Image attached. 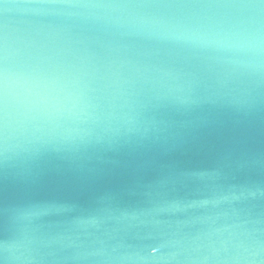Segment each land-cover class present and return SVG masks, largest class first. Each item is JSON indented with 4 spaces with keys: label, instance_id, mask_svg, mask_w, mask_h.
Returning a JSON list of instances; mask_svg holds the SVG:
<instances>
[{
    "label": "water",
    "instance_id": "1",
    "mask_svg": "<svg viewBox=\"0 0 264 264\" xmlns=\"http://www.w3.org/2000/svg\"><path fill=\"white\" fill-rule=\"evenodd\" d=\"M0 264H264V0H0Z\"/></svg>",
    "mask_w": 264,
    "mask_h": 264
}]
</instances>
